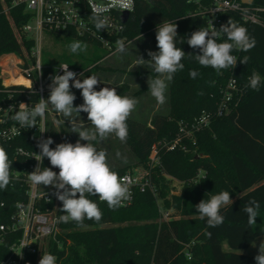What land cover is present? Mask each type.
<instances>
[{
  "label": "trees",
  "instance_id": "16d2710c",
  "mask_svg": "<svg viewBox=\"0 0 264 264\" xmlns=\"http://www.w3.org/2000/svg\"><path fill=\"white\" fill-rule=\"evenodd\" d=\"M209 5V0L200 3L188 0H134L131 13L134 20L128 19L123 23L122 31L110 38V45L116 48L118 41L129 45L139 41L141 35L149 36L157 52V26L163 22H176L177 39L183 38L185 41L177 44V47L186 54H199V50L191 48L186 41L191 33L207 27L203 12ZM251 6L264 9V0H252ZM258 14L264 23V10H260ZM229 18L248 29L249 35L255 38V47L249 52L234 50L232 54L238 59L236 66L220 71L203 67L194 56L186 55L181 61L185 65L184 69L175 73L168 83L167 111H156L138 119L130 116L127 120L128 138L125 144L135 158V165L147 167L153 147L159 141H172L179 133L180 122L190 123L202 112H208L211 114L208 125L195 131L191 138H183L181 144L184 149L181 146L167 149L159 145V164L150 171L152 188L143 191L136 189L130 205L113 210L97 196H88L98 204L103 213L100 222L86 219L85 227H80L75 222H57V241H51L46 252L57 257L56 264H257V255L235 251L249 247L257 237L264 235V82L258 91L247 87L248 78L254 71L264 78V26L244 21L240 12L227 10L220 14L218 29ZM26 19L27 14L21 7L11 8L7 13L0 9V56L15 53L24 58L27 56L34 62L31 55L33 40L20 30ZM62 34L100 45L96 40L81 37L72 30ZM108 52L107 50L100 55L92 51L84 63H64L83 69L84 73L80 78L91 75L98 77L101 72L111 69L125 71V68L102 63L101 60ZM244 56L250 57L247 64L239 61ZM116 61L125 67L130 63L131 57L117 53ZM59 64L40 61L44 99L50 94V77L55 74ZM190 70H196L200 75L192 79L189 76ZM135 73L139 74L138 71ZM144 73L150 79L157 75L151 67ZM231 77L236 80L241 93L229 103L228 113L218 115L215 113L216 109ZM116 80L117 78L114 79ZM32 86L31 89L24 85L3 87L0 81V105L12 102L34 107L40 97L37 83L34 82ZM115 88L118 94L126 96L130 85L125 81ZM147 89L148 85L132 92L128 97L136 98ZM71 91L77 95L74 106L82 104L81 90L73 87ZM50 113L59 117L49 105L44 118L49 136L50 128L53 127L52 121L47 118ZM73 119L74 117L68 118ZM39 120L37 118L36 127ZM57 122L60 127L61 120L57 119ZM36 127L23 131L21 136L4 144L2 148L9 157L16 147L33 149L32 141L38 134ZM53 131V135L58 134L55 129ZM132 167L133 165L125 164L111 168L120 175L132 170ZM166 176L183 182L180 194L170 191ZM45 189L53 190L51 186H46ZM25 190L26 187L18 183L0 189V200L4 201L0 205V223L12 222L15 201L26 199ZM221 191L230 193L233 204L221 209L224 222L209 229L206 218L201 219L195 205ZM253 199L259 202L260 207L256 223L249 226L247 214L242 209ZM44 207L52 208L53 201L41 209ZM60 208L62 202L58 201L57 219L64 214ZM170 208L175 209L180 216L162 219L160 210ZM208 231L212 233L211 237L207 235ZM19 235L18 229L3 233L0 260L9 254L10 244ZM223 242H226L228 250L223 249ZM42 255L30 256V264H39Z\"/></svg>",
  "mask_w": 264,
  "mask_h": 264
},
{
  "label": "clouds",
  "instance_id": "9594fccd",
  "mask_svg": "<svg viewBox=\"0 0 264 264\" xmlns=\"http://www.w3.org/2000/svg\"><path fill=\"white\" fill-rule=\"evenodd\" d=\"M133 7L134 0H108L102 8L94 7L90 18L98 31L105 30L108 24L102 16L103 12L112 9L131 12ZM177 37L176 22L160 23L156 29L159 51H148L147 55L151 59L147 61L139 56L138 64L143 65L147 62L157 74L155 78L148 79V90L160 105L166 103L168 83L172 81L175 73L184 69L185 65L181 61L186 55L194 56L203 67L220 71L236 66L238 59L232 54L234 50L249 52L256 44L255 38L249 35L248 29L232 18H229L228 22L221 25L219 29L214 26L201 27L191 33L186 42L191 48L198 49L199 54H186L177 47V44L185 42L184 39H177ZM141 39H143L142 35L138 40ZM86 47L79 41L69 45L72 53L86 50ZM126 51L125 43L118 41L116 53L124 54ZM249 59L250 57L244 56L239 61L247 64ZM59 67L63 69V75L57 74L50 77L51 83L48 86L50 94L47 99L40 98L32 108L25 103H20L18 110L13 106L8 110L14 112L12 119L22 129L36 127L37 118L41 120L45 118L49 105L63 117H71L73 113L78 116L81 112L87 113L89 121L87 125L91 127L86 126L82 120H67L71 124L72 132L79 136L75 144L64 142L51 148L50 145L54 143L51 138L40 140L37 145L40 153L37 154L38 159L35 158L39 164L28 176L34 186H51L55 189L52 195L62 202L60 211L64 213L58 217V223L75 222L78 226L85 227L86 219L100 222L103 216L98 204L88 196H97L101 202H106L113 210L122 207L125 201L131 199L129 178L120 177L113 171L108 163L107 152L103 149L98 150L95 145L111 135L126 143L127 120L139 101L134 97L118 94L115 87L105 86L96 90L101 83L97 76L77 78V74L69 70L67 63ZM198 75L200 73L196 70L189 72L192 79H196ZM70 81L73 83L70 84ZM262 82L264 78L259 72L254 71L248 78L247 87L258 91ZM32 87L30 85V89ZM73 87L81 90L83 103L78 106H74L76 96L71 91ZM116 156L119 158L121 153L117 152ZM45 157L49 160L51 168L41 166ZM11 168L12 162L8 154L0 147V189H5L9 185ZM52 168H58L59 172L53 171ZM232 204L230 193L221 191L208 200H201L195 205V209L201 219L206 218L207 227L210 229L224 222L225 217L221 214V209ZM259 207V202L253 199L249 200L242 209L247 214L249 226L256 223ZM207 235L211 237L212 233L208 231ZM255 260L257 264H264V251L260 250ZM56 262L57 257L50 253H44L39 260V264H56Z\"/></svg>",
  "mask_w": 264,
  "mask_h": 264
},
{
  "label": "built area",
  "instance_id": "2783aa9c",
  "mask_svg": "<svg viewBox=\"0 0 264 264\" xmlns=\"http://www.w3.org/2000/svg\"><path fill=\"white\" fill-rule=\"evenodd\" d=\"M191 2L200 3L203 0H188ZM209 7L203 12L206 18L208 28L214 26L218 29L220 24V14L227 10L240 12L244 21H250L264 26L258 12L264 10L262 8L253 7L251 3H245L243 0H209ZM108 0H0V9L7 13L8 10L14 7H21L24 13L27 14L26 21L20 26L21 32L26 34L33 40L31 55L34 57V62L27 56L21 57L15 53H7L0 56V81L3 87L12 85L32 86L37 83L38 94L43 98V89L41 86V66L40 53L42 45V36L44 33H62L64 31H74L81 37L96 40L100 45L105 47L109 52V56L116 52V48L110 45V38L117 35L123 29L121 14L124 11L112 9L102 13L106 19L108 27L105 30L98 31L93 20L90 18L93 8H102L107 4ZM134 9V7H133ZM127 11L130 15L133 12ZM25 59V60H24ZM65 64L60 63L54 75H63V69L59 66ZM69 70L77 74V78L81 77L84 70L77 67L69 66ZM8 72H12L14 76L22 75L29 80V84L11 83L6 84L4 79L8 77ZM82 74V75H81ZM72 82V81H70ZM241 89L234 78H229L223 91V98L216 109V114H226L230 110L229 103L235 96H239ZM19 104L12 102L5 106L0 105V147L14 138L22 135L23 131L18 123L12 119L14 112L9 111L10 107L19 109ZM211 114L202 112L197 118L190 123H179V133L170 142L159 141L152 149L147 167L139 166L137 169H132L120 174V177H128L130 180L131 199L124 202L123 206L130 205L133 200L134 191L136 189L143 191L146 188H152L150 177L151 168L159 164L158 147L165 146L167 149H172L181 144L183 138H191L195 131L208 125ZM33 128V127H32ZM38 134L32 141L33 149H25L24 147H16L11 157V181L9 185L14 183L25 186V200L15 201V212L11 215L12 222L9 224L0 223V243L3 241V233L6 231L14 232L20 230V235L13 240L9 246V254L0 260V264H30L29 257L32 255L44 254L48 250L51 241H57L56 234L58 232L56 207L58 199L52 195L55 191L46 190L43 186H34L29 180V173L35 170L39 162L37 154L40 149L37 146L40 140L49 138V133L45 124V119L39 120ZM36 158V159H35ZM45 158L42 163L44 167ZM15 165V166H13ZM47 194V195H46ZM99 199V198H98ZM53 201V207L47 206ZM4 204L0 200V205ZM161 217L164 220L170 219L173 216L170 210L161 209Z\"/></svg>",
  "mask_w": 264,
  "mask_h": 264
},
{
  "label": "rangeland",
  "instance_id": "374dc122",
  "mask_svg": "<svg viewBox=\"0 0 264 264\" xmlns=\"http://www.w3.org/2000/svg\"><path fill=\"white\" fill-rule=\"evenodd\" d=\"M156 32V30H155ZM156 36V34H155ZM74 41H79L83 45H86V50L79 51L78 53H72L70 51L69 45ZM131 47V48H130ZM127 51L124 54H127L131 57V63H128L125 67L123 64H118L117 61L115 62V57H117V53L112 54L111 56L103 58L102 63L111 65L112 67H119L129 69L132 73H127L125 71H115V74H118L128 83H130V90L126 94L129 96L132 92L145 87L148 85V79H150L147 73H144L148 68H150L149 64L145 62L143 65L138 64L139 56H142L146 61L150 60L151 58L147 55L148 51H154V47L151 43V38L149 36H143V39L139 41H134L133 44L126 45ZM95 51L97 54L102 55L104 52L107 51L105 47L102 45H95L94 43H90L84 40H80L75 37H71L62 33H44L42 36V45H41V53H40V61L45 63H62V62H75V63H84L86 62L87 57ZM115 56V57H114ZM136 71L139 72L135 73ZM124 75V76H123ZM115 76L110 77L108 80L110 83H113ZM96 90H100L99 86H97ZM139 101L135 110L131 113L130 116L133 118H145L146 116L152 114L153 112H162L165 113L168 109L167 103V91H166V103L160 105L156 102L155 98L151 96L150 91L144 90L140 93L139 96L136 97ZM80 116H76L75 113L71 116L72 118L77 120H82L86 126L91 127L89 121L87 119V113H80ZM48 120L52 121V126L50 128L51 134L49 138H51L54 143L50 145L51 148H55L56 144L70 142L75 144L76 141L79 139L77 133L72 132L71 124L68 120L70 117H63L59 115V117L55 116L54 113H50L47 116ZM57 119L61 120V126H58ZM57 131V135H53L54 129ZM81 143H86V141H81ZM97 149L105 150L107 152V159L108 163L111 167L114 166H123L125 164L133 165V169H137L139 166L135 165V158L131 153L129 147L124 143L121 142L118 138L114 135L109 136L106 140L97 144ZM120 152L121 156L118 158L116 153ZM44 167L51 168V164L49 160L45 157ZM53 171L59 172L58 168H52ZM169 180L170 191L175 194H180V189L182 187L183 182L171 177L166 176ZM170 214L173 217H179V213L170 208ZM222 247L225 250H228V246L226 242L222 243ZM264 251V235L257 237L253 243L244 249L236 250L237 253H242L246 255H259V252ZM46 253V252H45Z\"/></svg>",
  "mask_w": 264,
  "mask_h": 264
},
{
  "label": "crops",
  "instance_id": "0c3cea01",
  "mask_svg": "<svg viewBox=\"0 0 264 264\" xmlns=\"http://www.w3.org/2000/svg\"><path fill=\"white\" fill-rule=\"evenodd\" d=\"M114 54V53H113ZM112 55V54H111ZM111 55H109V56H111ZM106 57H108V56H106ZM115 57V56H114ZM131 61H132V59H131ZM131 61H130V63H131ZM115 71H116V74H117V70H115V69H111V70H106V71H103V72H101L100 74H99V76L97 77L100 81H101V83L100 84H98V86H99V88L101 89V88H103V87H105V86H109V87H115V86H119L121 83H123V82H125L126 80H124L119 74H118V76L115 74ZM125 72H127V73H132L133 74V72L132 71H129V69H125ZM112 76H115V78H117V80L116 81H114L113 83H110L109 82V78L110 77H112ZM124 76V75H123ZM80 78V77H79ZM84 78H86V77H82L81 79H84ZM126 82H128V81H126ZM129 85H130V83H129ZM74 93V92H73ZM75 96H77L76 94H75Z\"/></svg>",
  "mask_w": 264,
  "mask_h": 264
},
{
  "label": "bare ground",
  "instance_id": "6f19581e",
  "mask_svg": "<svg viewBox=\"0 0 264 264\" xmlns=\"http://www.w3.org/2000/svg\"><path fill=\"white\" fill-rule=\"evenodd\" d=\"M4 82L6 84H11V83H23V84H27V85L29 84L28 79H26L22 75L14 76V74L12 72H8V77L4 79Z\"/></svg>",
  "mask_w": 264,
  "mask_h": 264
},
{
  "label": "water",
  "instance_id": "95a60500",
  "mask_svg": "<svg viewBox=\"0 0 264 264\" xmlns=\"http://www.w3.org/2000/svg\"><path fill=\"white\" fill-rule=\"evenodd\" d=\"M245 3H252V0H243ZM128 19L134 20V16L130 15L127 11H124L121 14V21L124 23L126 22Z\"/></svg>",
  "mask_w": 264,
  "mask_h": 264
}]
</instances>
